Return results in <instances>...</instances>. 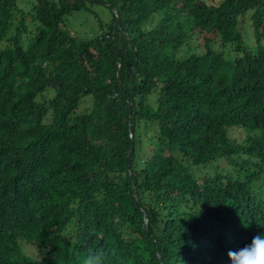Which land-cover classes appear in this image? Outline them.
<instances>
[{
	"label": "trees",
	"instance_id": "trees-1",
	"mask_svg": "<svg viewBox=\"0 0 264 264\" xmlns=\"http://www.w3.org/2000/svg\"><path fill=\"white\" fill-rule=\"evenodd\" d=\"M19 1L0 0V264H230L264 233V0ZM88 2L114 20L86 40L66 18ZM196 30L205 53L181 57Z\"/></svg>",
	"mask_w": 264,
	"mask_h": 264
},
{
	"label": "rangeland",
	"instance_id": "rangeland-1",
	"mask_svg": "<svg viewBox=\"0 0 264 264\" xmlns=\"http://www.w3.org/2000/svg\"><path fill=\"white\" fill-rule=\"evenodd\" d=\"M36 0H20L19 3L21 4V7L25 9V12L28 14L31 11V4ZM107 1V0H105ZM212 4H218L220 0H206ZM250 15L246 17L244 23H242V32L244 36V41L248 47L249 50H256V38L254 34V29L252 26V22L250 20ZM22 14L18 13L17 18L18 22L20 20V17ZM114 20V14L110 7L107 4L104 3H96V2H88L86 4V7L83 8L80 12L74 13L66 18V29L76 37H79L80 39H91L93 37H96L97 35H100L103 31H106L110 25H112ZM28 29L30 36H33L36 31V25L31 22L30 19H28ZM17 24V22H16ZM205 36H207L206 33L200 32L199 30H196L195 33H193L192 39L190 40L189 44L186 45L182 52L181 57H186L190 54H204L206 51L205 48ZM7 43L4 42L0 45V50L4 49L6 47ZM214 49L217 52H223L227 58L234 60L237 56L240 54L235 50V48L229 44L224 45L220 39L217 40V42L213 45ZM49 98L53 97V94L51 93ZM91 104L88 105L84 104L81 107V111L84 110L86 107H90ZM252 133L248 132L245 129H237L232 128L229 132L230 138L235 140L238 143H243L246 138L251 135ZM216 165H219L221 168L226 169L230 168V165H226V163L222 160L218 162ZM215 165V166H216ZM197 176H203L206 173L213 174L214 173V167H212L210 170L199 167L198 168ZM260 185H264L263 182H259ZM22 250L23 253L26 254L28 257H30L33 260H39L43 257L44 250L39 249L36 245L28 244L26 242H22Z\"/></svg>",
	"mask_w": 264,
	"mask_h": 264
},
{
	"label": "clouds",
	"instance_id": "clouds-1",
	"mask_svg": "<svg viewBox=\"0 0 264 264\" xmlns=\"http://www.w3.org/2000/svg\"><path fill=\"white\" fill-rule=\"evenodd\" d=\"M230 264H264V233L253 237L251 243L228 252Z\"/></svg>",
	"mask_w": 264,
	"mask_h": 264
}]
</instances>
